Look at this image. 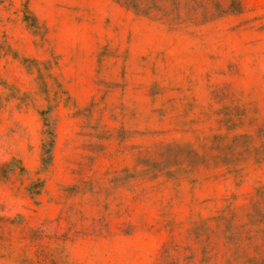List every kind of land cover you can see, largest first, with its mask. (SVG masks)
<instances>
[{"label":"rangeland","instance_id":"1","mask_svg":"<svg viewBox=\"0 0 264 264\" xmlns=\"http://www.w3.org/2000/svg\"><path fill=\"white\" fill-rule=\"evenodd\" d=\"M0 264H264V0H0Z\"/></svg>","mask_w":264,"mask_h":264},{"label":"trees","instance_id":"2","mask_svg":"<svg viewBox=\"0 0 264 264\" xmlns=\"http://www.w3.org/2000/svg\"><path fill=\"white\" fill-rule=\"evenodd\" d=\"M51 140L49 141V143H47V146H44V152H46V151H48L49 150V148H50V146H51ZM48 159V158H47ZM44 160H46V159H44Z\"/></svg>","mask_w":264,"mask_h":264}]
</instances>
